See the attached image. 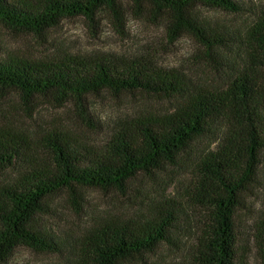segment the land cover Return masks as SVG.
<instances>
[{"label": "trees", "instance_id": "obj_1", "mask_svg": "<svg viewBox=\"0 0 264 264\" xmlns=\"http://www.w3.org/2000/svg\"><path fill=\"white\" fill-rule=\"evenodd\" d=\"M200 9L240 12L234 0H0V31L36 36L67 18L145 17L170 40L190 38L224 78L205 84L149 54L0 57V91L70 106L86 129L102 130L91 144L61 127L0 124V172L8 176L0 184V264L18 247L66 253L70 264H134L162 248L176 256L171 264H247L238 215L264 190V10L229 31L203 20ZM120 94L172 108L98 114L97 101ZM161 177L170 190L132 212L91 219L75 237L65 224L46 227L58 199L79 211L86 190L127 195L140 179ZM250 229L264 260V212Z\"/></svg>", "mask_w": 264, "mask_h": 264}, {"label": "rangeland", "instance_id": "obj_2", "mask_svg": "<svg viewBox=\"0 0 264 264\" xmlns=\"http://www.w3.org/2000/svg\"><path fill=\"white\" fill-rule=\"evenodd\" d=\"M239 13H227L200 9V17L210 25L229 31H241L258 11L264 10V0H234ZM18 55L29 60H46L63 54L72 55H130L149 54L165 69L180 70L205 84L222 85L224 78L209 67L201 55V49L188 37L170 40L162 28L145 17L127 15L121 22L105 14L93 22L82 16L64 19L57 27L46 30L42 35L32 33L0 31V57ZM98 114L116 116L135 110L136 113L165 112L172 103L163 99L141 94L104 96L97 101ZM103 112V113H102ZM104 116V115H103ZM0 124L22 131L37 132L61 127L73 132L86 143L101 140L102 130L86 129L70 106H60L44 98L21 100L13 91H0ZM207 144L200 148L207 149ZM8 176L0 172V184ZM170 181L161 177L157 181L140 179L135 189L127 195L102 193L86 190L85 202L79 211L63 199L56 200L55 215L46 219V227L54 228L65 224L76 236L77 231L91 219L106 214L127 213L139 208V204L170 190ZM245 200V208L239 213V248L247 264H264L251 238L252 220L264 212V190L254 192ZM176 256L166 248L158 250L143 262L134 264H171ZM5 264H70L66 253L45 254L18 247Z\"/></svg>", "mask_w": 264, "mask_h": 264}]
</instances>
